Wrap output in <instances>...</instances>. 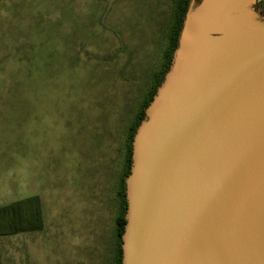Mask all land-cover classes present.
Here are the masks:
<instances>
[{
	"label": "rangeland",
	"instance_id": "obj_1",
	"mask_svg": "<svg viewBox=\"0 0 264 264\" xmlns=\"http://www.w3.org/2000/svg\"><path fill=\"white\" fill-rule=\"evenodd\" d=\"M178 1L0 0V207L34 199L23 224L42 221L0 237L1 264L117 263L126 145Z\"/></svg>",
	"mask_w": 264,
	"mask_h": 264
},
{
	"label": "water",
	"instance_id": "obj_2",
	"mask_svg": "<svg viewBox=\"0 0 264 264\" xmlns=\"http://www.w3.org/2000/svg\"><path fill=\"white\" fill-rule=\"evenodd\" d=\"M264 0H191L132 143L122 264H264Z\"/></svg>",
	"mask_w": 264,
	"mask_h": 264
},
{
	"label": "trees",
	"instance_id": "obj_3",
	"mask_svg": "<svg viewBox=\"0 0 264 264\" xmlns=\"http://www.w3.org/2000/svg\"><path fill=\"white\" fill-rule=\"evenodd\" d=\"M191 0H179L177 2L175 17H174V23L171 30L170 35V47L166 54V62L164 65V68L161 72V74L157 77L153 89L151 93L147 96L143 109L140 112V115L137 117L134 126L130 130V135L127 141L126 150V163H127V169L124 174V177L121 182V187L118 192L119 198L121 199V214L117 219V239H118V248H117V263L116 264H122V236L124 234L125 224H126V211H127V200H126V185L125 180L130 174V169L132 166V143L134 136L136 134V131L141 124V122L146 118L145 111L147 107L150 105V103L153 100V97L155 96L158 88L164 81L166 73L169 71L173 58L174 53L178 47L179 38L181 35V31L183 28L184 20L186 13L188 12L189 6H190ZM34 199L31 200H24L15 202L13 204L0 207V237L5 236H12L17 235L22 232H28L30 230H40L42 221L41 216L38 213V209H34L35 213H33V217L36 218V220H39V223H36L34 225L30 224H23V222L26 220L28 215L26 214L25 207L26 205L33 202ZM34 212V211H33ZM1 264V263H0Z\"/></svg>",
	"mask_w": 264,
	"mask_h": 264
},
{
	"label": "flooded vegetation",
	"instance_id": "obj_4",
	"mask_svg": "<svg viewBox=\"0 0 264 264\" xmlns=\"http://www.w3.org/2000/svg\"><path fill=\"white\" fill-rule=\"evenodd\" d=\"M195 1L199 2L200 0H195ZM254 9L257 12V14L260 16L261 21L264 23V2L263 1L257 2L254 5Z\"/></svg>",
	"mask_w": 264,
	"mask_h": 264
}]
</instances>
